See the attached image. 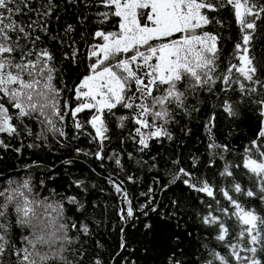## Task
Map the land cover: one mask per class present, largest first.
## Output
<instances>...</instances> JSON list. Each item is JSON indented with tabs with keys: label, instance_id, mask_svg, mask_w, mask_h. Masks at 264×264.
I'll use <instances>...</instances> for the list:
<instances>
[{
	"label": "snow or ice",
	"instance_id": "obj_1",
	"mask_svg": "<svg viewBox=\"0 0 264 264\" xmlns=\"http://www.w3.org/2000/svg\"><path fill=\"white\" fill-rule=\"evenodd\" d=\"M5 157L0 264H264V0H0Z\"/></svg>",
	"mask_w": 264,
	"mask_h": 264
},
{
	"label": "trees",
	"instance_id": "obj_2",
	"mask_svg": "<svg viewBox=\"0 0 264 264\" xmlns=\"http://www.w3.org/2000/svg\"><path fill=\"white\" fill-rule=\"evenodd\" d=\"M254 128V125H246V130H248V134L251 135V129ZM15 161L11 157H5V160L0 161V172L8 173L10 172L11 167L14 165Z\"/></svg>",
	"mask_w": 264,
	"mask_h": 264
}]
</instances>
